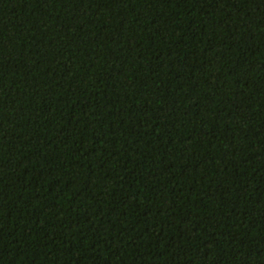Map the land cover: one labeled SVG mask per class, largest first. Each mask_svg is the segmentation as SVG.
Returning <instances> with one entry per match:
<instances>
[{
    "label": "trees",
    "instance_id": "obj_1",
    "mask_svg": "<svg viewBox=\"0 0 264 264\" xmlns=\"http://www.w3.org/2000/svg\"><path fill=\"white\" fill-rule=\"evenodd\" d=\"M0 264H264V0H0Z\"/></svg>",
    "mask_w": 264,
    "mask_h": 264
}]
</instances>
